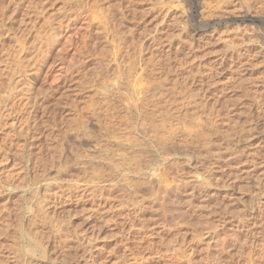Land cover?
<instances>
[{
	"label": "rangeland",
	"instance_id": "1",
	"mask_svg": "<svg viewBox=\"0 0 264 264\" xmlns=\"http://www.w3.org/2000/svg\"><path fill=\"white\" fill-rule=\"evenodd\" d=\"M0 3V264H264V0Z\"/></svg>",
	"mask_w": 264,
	"mask_h": 264
},
{
	"label": "bare ground",
	"instance_id": "2",
	"mask_svg": "<svg viewBox=\"0 0 264 264\" xmlns=\"http://www.w3.org/2000/svg\"><path fill=\"white\" fill-rule=\"evenodd\" d=\"M12 2V1H11ZM3 3V2H2ZM34 3V2H33ZM0 5H1V3H0ZM8 5V4H7ZM16 5V4H15ZM6 7V6H5ZM12 8V7H11ZM14 9V8H13ZM1 10V9H0ZM2 10H5V9H2ZM2 10L0 11V12H2ZM10 11H12V9L10 10ZM34 11V10H33ZM15 12V11H14ZM0 15H2V14H0ZM0 20H1V17H0ZM5 20V19H4ZM0 24H1V21H0ZM3 26V25H2ZM1 27V26H0ZM29 28V27H28ZM2 34V33H1ZM111 121V120H110ZM112 122V121H111ZM177 182V181H176ZM103 189V188H102ZM96 191V190H95Z\"/></svg>",
	"mask_w": 264,
	"mask_h": 264
}]
</instances>
